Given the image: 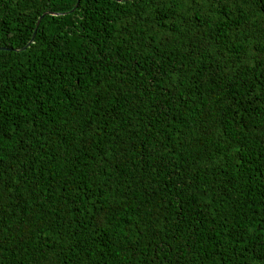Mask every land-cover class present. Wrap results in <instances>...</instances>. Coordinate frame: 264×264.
Instances as JSON below:
<instances>
[{
  "label": "trees",
  "instance_id": "obj_1",
  "mask_svg": "<svg viewBox=\"0 0 264 264\" xmlns=\"http://www.w3.org/2000/svg\"><path fill=\"white\" fill-rule=\"evenodd\" d=\"M0 264H264V0H0Z\"/></svg>",
  "mask_w": 264,
  "mask_h": 264
},
{
  "label": "water",
  "instance_id": "obj_2",
  "mask_svg": "<svg viewBox=\"0 0 264 264\" xmlns=\"http://www.w3.org/2000/svg\"><path fill=\"white\" fill-rule=\"evenodd\" d=\"M38 21H39V20H37V23H38ZM34 30H35V29H34ZM34 33H35V32H34ZM34 33H33L32 37H31L30 41L28 42V44H30V43L32 42V40H33V36H34Z\"/></svg>",
  "mask_w": 264,
  "mask_h": 264
}]
</instances>
